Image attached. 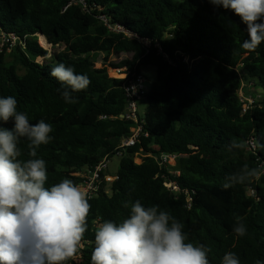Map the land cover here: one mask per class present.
Wrapping results in <instances>:
<instances>
[{
    "label": "trees",
    "instance_id": "trees-1",
    "mask_svg": "<svg viewBox=\"0 0 264 264\" xmlns=\"http://www.w3.org/2000/svg\"><path fill=\"white\" fill-rule=\"evenodd\" d=\"M85 2L86 10L71 0H0V35L22 42L10 61L8 47L0 50V97H15L17 110L31 123L43 119L52 125L53 139L37 149V158L46 161L45 186L64 178L80 186L84 172L122 154L117 179L103 182L89 199L87 231L67 264H91L98 225L127 218L137 200L158 205L181 222L189 242L211 249L210 264H221L226 252L236 253L241 264L264 262V174L223 188L225 178L244 164L264 170V149L228 150L232 140L264 144V99L245 109L241 97L244 83L264 91V42L255 51L244 50L247 26L208 0ZM40 38L52 49H64L48 59ZM123 55L132 57L106 65ZM101 56L103 67L97 69ZM58 63L91 81L72 93L74 104L64 101L65 86L50 74ZM143 67L156 68L162 86H149L139 142L120 149L132 125L122 119L123 88L143 76ZM108 68L128 75L110 78ZM4 126L11 128V121ZM27 143H19L22 160L30 158ZM162 154L177 156L176 170L160 165ZM241 220L247 228L243 237L233 231Z\"/></svg>",
    "mask_w": 264,
    "mask_h": 264
},
{
    "label": "clouds",
    "instance_id": "clouds-1",
    "mask_svg": "<svg viewBox=\"0 0 264 264\" xmlns=\"http://www.w3.org/2000/svg\"><path fill=\"white\" fill-rule=\"evenodd\" d=\"M208 2L233 11L247 26L248 38L240 45L244 50L255 51L264 42V0ZM50 74L65 86L61 95L68 104L77 102L73 92L91 83L86 74H77L64 63L52 67ZM10 121L12 127H5ZM52 132L50 123L41 119L33 124L27 113L18 111L15 97H0V264H67L76 257L87 231L91 209L87 192L68 178L45 186L46 161L37 158V149L53 139ZM21 139L28 142L30 158L26 160L20 159ZM249 147L259 151L264 144L232 140L228 150ZM262 174L261 168L244 164L225 178L223 188L258 180ZM233 231L243 237L247 228L241 220ZM210 251L203 244L189 242L184 225L168 211L137 200L127 218L98 225L91 264H210ZM221 264L241 261L236 253L226 252Z\"/></svg>",
    "mask_w": 264,
    "mask_h": 264
},
{
    "label": "built area",
    "instance_id": "built-area-1",
    "mask_svg": "<svg viewBox=\"0 0 264 264\" xmlns=\"http://www.w3.org/2000/svg\"><path fill=\"white\" fill-rule=\"evenodd\" d=\"M71 4L81 7L83 10H86L87 8L85 0H71ZM18 44H22V42L15 35H0V50H2L4 47H8L7 51H12ZM123 90L127 99V107L122 119L128 121L132 125L130 130L131 134L128 138H125L122 141L120 149L134 147L139 142V137L143 134L141 126L143 120L141 119L139 111V103L143 101L145 96L148 94V81L143 76H134L124 85ZM245 109L248 108L245 107ZM118 156L121 157L122 154L119 153ZM170 160H175V162H177V156L162 154L158 158L160 165L166 167H170V164L168 163ZM108 163V159L103 160V162H101L94 171L88 172L87 176L83 177L85 178V181L80 185V187L82 190L87 192L88 200L100 191L103 182L111 184L117 179L115 176L111 177L107 175ZM165 187L173 192H179L176 184L166 183ZM252 193L253 192H251V194Z\"/></svg>",
    "mask_w": 264,
    "mask_h": 264
},
{
    "label": "rangeland",
    "instance_id": "rangeland-1",
    "mask_svg": "<svg viewBox=\"0 0 264 264\" xmlns=\"http://www.w3.org/2000/svg\"><path fill=\"white\" fill-rule=\"evenodd\" d=\"M39 44L43 50H45L46 52L49 53V55L47 57L48 59H51L53 54L58 53L64 49V46H59V47H56L55 49H52V47L48 46L47 43H43L41 38L39 39ZM10 53H11V51H8V53H7L8 54V57H7L8 61L11 60V58L9 57ZM131 57L132 56H130V55L129 56L123 55L120 57L112 56L109 59L108 63H106V65L109 66L110 64H116V63L121 62L123 59H127V58L131 59ZM103 58H104L103 56L98 58L97 63H96L97 69H101L103 67ZM43 62H44V59H42V58H40L38 60V63H43ZM142 71L144 73L143 76L148 81V83L150 84V87L155 86V87L161 88L163 77L157 72L156 68H154V67H143ZM108 75L110 78H114V79H125L127 77L128 73L127 72L125 73V71L108 68ZM241 97L243 99V102L245 103V107L246 108H252L254 105L253 104L254 102L258 103L264 99V91H263V89H261L260 87L254 85V84L248 85V84L244 83ZM146 108H147V101H146V99H144L143 101H141L139 103V111H140L141 116L144 115ZM142 158L143 157L140 155L136 156V163L141 164ZM120 161H121L120 156H115L111 160H109L108 171H107L108 176L114 177L117 174L119 166H120ZM168 163L170 164V167L172 169L176 170L175 167L177 166V162H175V160H170V162H168ZM173 171H171V172L174 173ZM86 176H87V172H84V174H82V177H86Z\"/></svg>",
    "mask_w": 264,
    "mask_h": 264
},
{
    "label": "water",
    "instance_id": "water-1",
    "mask_svg": "<svg viewBox=\"0 0 264 264\" xmlns=\"http://www.w3.org/2000/svg\"><path fill=\"white\" fill-rule=\"evenodd\" d=\"M42 35H40V37H41ZM148 86H150V84L148 83Z\"/></svg>",
    "mask_w": 264,
    "mask_h": 264
},
{
    "label": "crops",
    "instance_id": "crops-1",
    "mask_svg": "<svg viewBox=\"0 0 264 264\" xmlns=\"http://www.w3.org/2000/svg\"><path fill=\"white\" fill-rule=\"evenodd\" d=\"M142 73H143V71H142ZM144 74V73H143Z\"/></svg>",
    "mask_w": 264,
    "mask_h": 264
}]
</instances>
